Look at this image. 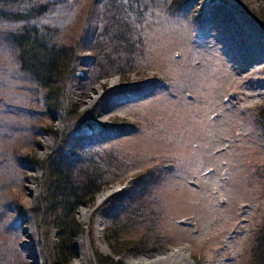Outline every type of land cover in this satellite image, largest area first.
Returning a JSON list of instances; mask_svg holds the SVG:
<instances>
[{
  "label": "rangeland",
  "instance_id": "374dc122",
  "mask_svg": "<svg viewBox=\"0 0 264 264\" xmlns=\"http://www.w3.org/2000/svg\"><path fill=\"white\" fill-rule=\"evenodd\" d=\"M162 1L148 3L135 21L142 46L129 73L96 79L93 52L81 41L60 110L18 70L13 50L0 40V264H51L47 231L54 241L66 209L47 213L43 171L21 157L45 159L69 138L77 155L64 152L68 168L79 169L95 152L110 164L94 203L73 213L86 230L75 237L69 264H97L96 251L123 264L168 251L185 254L187 264L249 263L264 224V123L258 115L264 85L252 88L264 84V28L252 14L264 0H232L238 10L223 0L172 8L171 0ZM113 4L118 1L64 0L50 17L66 42L80 41L83 29L104 25ZM241 49L259 61L248 67ZM79 119L84 133L73 134ZM147 169L161 175L150 185L156 220L134 222L131 236L141 237L142 247L114 255L106 228L130 208L132 183ZM109 190L118 193L98 203Z\"/></svg>",
  "mask_w": 264,
  "mask_h": 264
},
{
  "label": "trees",
  "instance_id": "16d2710c",
  "mask_svg": "<svg viewBox=\"0 0 264 264\" xmlns=\"http://www.w3.org/2000/svg\"><path fill=\"white\" fill-rule=\"evenodd\" d=\"M64 0H0V40L3 39L14 52L18 70L33 82L35 88L39 89L42 97L50 101V107L61 109L58 105L63 99L66 85L72 76L76 62L80 60L79 50L87 44V48L93 52L89 62L92 67L97 68L98 77L108 76L111 73H129L136 61L134 56L138 53L137 46H142L141 40L137 38L134 31L137 18L143 17L146 7L155 0H115L113 8L106 11L105 23L100 28L93 27L89 30L83 29V38L80 41L66 42L61 36L56 21L50 17L52 7L62 3ZM144 6L141 5L142 2ZM165 0L162 1L164 3ZM192 0H171L168 8L181 5H189ZM238 10V6L232 0H223ZM158 5V4H157ZM63 6V5H62ZM61 8V6H60ZM235 10V11H236ZM91 12H87L89 16ZM253 17L264 28V7L252 12ZM87 24L90 18L86 19ZM2 26V27H1ZM93 29V31H92ZM86 36V37H85ZM86 38V39H85ZM119 54H126L123 59ZM133 56V57H132ZM123 63V61H125ZM126 70H122L124 66ZM123 66V67H119ZM119 67V69H117ZM36 89V91H37ZM62 96V99L59 98ZM259 119L264 123V105L258 109ZM79 119L73 134H83L84 131ZM90 125V124H89ZM87 128V127H86ZM92 128L93 125H90ZM70 138L59 142L45 159L36 156H23L21 159L28 161L30 165H36L43 171L41 204L48 207V211L54 213L56 209H66L65 220L56 221L57 232L55 240L49 241L48 231L46 235L47 246L52 252L51 264H69L74 253L76 244L75 237L84 233L86 228L74 217L75 210L83 205L94 203V196L106 183L110 168L109 161L101 153H91L87 162L75 168H68L65 164L64 152L68 151ZM73 154L77 155L75 148ZM94 161V162H93ZM108 169L104 170V167ZM92 167V168H90ZM78 169V170H75ZM146 173L139 175L132 183L129 190L132 195L130 208L121 211L111 227L106 228L108 241L113 245L114 255L124 251L139 249L142 247L140 241L131 236L133 223L142 218L151 220L152 204L150 203V185L157 184L161 175H156V169H147ZM37 205L32 208L36 212ZM133 210V216L130 212ZM155 219L154 217L152 218ZM156 220V219H155ZM54 223V222H53ZM49 226V225H48ZM97 264H123L115 260L113 256L103 255L99 251L95 253ZM248 264H264V224L259 227L253 240L251 257Z\"/></svg>",
  "mask_w": 264,
  "mask_h": 264
},
{
  "label": "bare ground",
  "instance_id": "6f19581e",
  "mask_svg": "<svg viewBox=\"0 0 264 264\" xmlns=\"http://www.w3.org/2000/svg\"><path fill=\"white\" fill-rule=\"evenodd\" d=\"M245 51L241 49V58L245 61V64L248 65V67L250 66L251 67V63H253L254 59L259 61L260 57H257L255 56V54L253 53V51L250 50V52L248 53H244ZM250 53V54H249ZM256 62V61H254ZM247 65L245 66V68L247 67ZM227 67V66H226ZM248 70L251 71V68H247ZM253 70V69H252ZM256 70H259L258 67H254V70L253 72H257ZM247 73V72H246ZM258 75V74H257ZM244 77V76H243ZM257 77V76H256ZM260 80V79H259ZM264 84L260 83V82H255L254 84H252V88L254 89H260L263 87ZM252 90V89H251ZM253 92V91H252ZM254 93V92H253ZM260 93V92H258ZM251 94V93H250ZM201 105V104H200ZM221 135V133H220ZM222 146V145H221ZM224 148V147H223ZM214 151V150H213ZM225 151V150H223ZM217 153V152H216ZM219 154V153H218ZM208 173V172H207ZM118 193V190L115 191V190H109L105 193H101L99 196H98V203H100L101 201L105 200L106 198H110L114 195H116ZM220 199V198H219ZM220 203V202H219ZM241 206V205H240ZM244 207H247L245 205H243ZM227 207V205H226ZM211 211V209H210ZM224 212V211H223ZM226 212V211H225ZM224 212V213H225ZM82 214L87 216L88 213L86 212H83L82 211ZM213 214V213H211ZM213 215H211V218H212ZM185 218V217H184ZM183 218V219H184ZM214 221V220H213ZM207 225V224H206ZM213 225V224H212ZM215 225V223H214ZM189 226V225H188ZM209 228V225L206 229H204L202 231V233L206 234L207 233V230ZM207 236V234H206ZM147 259L146 258H139L138 259H133V260H130L128 261L129 264H187V256L185 254H183L182 252H179V251H168V252H163L162 254H157V255H154L150 260L146 261Z\"/></svg>",
  "mask_w": 264,
  "mask_h": 264
}]
</instances>
